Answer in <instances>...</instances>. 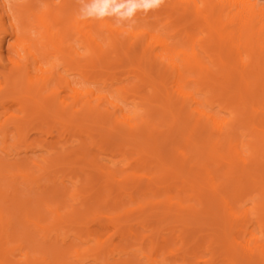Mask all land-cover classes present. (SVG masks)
Returning <instances> with one entry per match:
<instances>
[{"label": "bare ground", "instance_id": "6f19581e", "mask_svg": "<svg viewBox=\"0 0 264 264\" xmlns=\"http://www.w3.org/2000/svg\"><path fill=\"white\" fill-rule=\"evenodd\" d=\"M55 5L0 0L1 149L9 135L11 146L26 141L31 123H57L90 140L97 130L94 148L137 152L155 171L118 176L85 140L80 150L30 160L39 174L26 158H0V264H170L151 235L119 221L134 211L206 224L195 260L180 264H264V2L164 0L171 19L138 12L131 28L111 17L79 19L77 0ZM123 61L135 67L132 89L153 92L133 108L125 85L106 93L70 77L90 82ZM101 78L92 81L108 86ZM15 103L18 112L8 113ZM160 125L167 130L157 132ZM66 169L87 170L86 186L59 185ZM120 195L129 203L117 211ZM77 197L79 206L68 202ZM94 220L111 228L95 229ZM205 240L207 257L198 254Z\"/></svg>", "mask_w": 264, "mask_h": 264}, {"label": "rangeland", "instance_id": "374dc122", "mask_svg": "<svg viewBox=\"0 0 264 264\" xmlns=\"http://www.w3.org/2000/svg\"><path fill=\"white\" fill-rule=\"evenodd\" d=\"M25 0H17V2H23ZM31 2H37L41 3L44 2H51L52 4H56L55 6H60L62 4V0H29ZM42 9H45V6L42 7ZM159 12H162V14L157 15V18H161L162 22H165V20L168 21V16L165 12V9L161 5L158 8ZM152 17V16H151ZM174 17V16H172ZM155 18V17H154ZM171 19V18H169ZM5 49V48H4ZM6 53V52H4ZM156 64V63H155ZM157 65V64H156ZM158 66V65H157ZM135 67L129 65L126 63V61H123L115 67L111 69H106L102 71L103 74L101 75H94L90 78V82H83L80 79L78 75H70V77H76L75 80H79L81 83L80 85L89 86L93 89H98L101 92H106L109 89H112L113 87H116L118 85H125L127 88H129L128 92V98H127V106L129 108H133V101H140L139 96L141 94H147L148 96H153V92L149 90L148 88L141 89V92H136L137 90L132 89V85L137 83V77L134 76V70ZM99 69L98 67L94 68L93 70ZM103 70V69H101ZM108 72H115V76L113 74H110L107 76ZM103 76V77H102ZM99 79L102 80L106 78L108 82V86H105L102 82H93V79ZM110 85H113L111 87ZM132 89V90H131ZM63 94V93H62ZM20 105L18 103H15L11 106L8 113H17L19 110ZM218 109V108H215ZM223 115V114H222ZM51 125V124H50ZM117 126L121 128H125L123 125L117 124ZM166 127L164 125H160L158 127L157 132H165ZM93 139L95 142L99 140L98 131H93ZM24 134L26 136V141L20 142L16 146H11L10 144L14 143L16 140V137L13 135H9L7 139V147L8 150H2L1 144H0V158H4L6 160H14L15 158H23L25 160L29 161L30 168L35 170L36 174H39L40 171L36 166L33 165V163L30 160H35L38 162H41V157H51L54 156L57 152L64 150L74 152L81 149L82 146V140H85L86 142V149L92 152L97 153V157L100 160L101 163L105 164L108 168L114 170L118 176L125 175L127 172H131L133 170H137L138 172H147V171H155L154 160L147 161V166H143V161L141 159H138L139 154L137 152L135 153H127L126 157L124 158L122 155V151L117 149H109L106 146H102L101 148L93 147L92 141L90 139H87L85 136H80V134L73 133V131L69 127L60 126V124H54L53 127H43L41 125L31 123L24 131ZM10 145V146H9ZM125 151V150H124ZM84 171H78V175L70 173V170H61L57 172L58 176V184L60 185V180L65 179V183L69 186L70 189H73V185L77 184L79 188H82L86 186L85 181V172ZM96 176H100L101 180L104 176V172L102 170H96L93 171ZM142 179H133L130 182L133 183H139L143 182ZM42 186H52V181L48 180L47 178H43L41 180ZM85 189V188H83ZM84 191V190H83ZM85 192V191H84ZM87 193V192H86ZM85 193V194H86ZM83 194V195H85ZM122 198V202H124V205H122L120 208L117 209V211L121 210L125 205L129 203V199L127 196L120 195L118 199ZM80 197H77L74 200H69L68 202L71 204H75V206L80 205ZM195 202L196 201H191ZM190 203V202H189ZM198 207V206H197ZM179 213L181 211H178ZM143 214L145 212L141 211H134L130 214L129 220L124 222V218H120L119 221L122 222V224H132L133 228L136 231H139L141 234H148L151 235L150 239L153 238L156 243H158L159 249L157 250L158 258L165 257L167 259V262L170 264H180L184 258H186L188 261L193 262L195 259L191 258L192 251H197L196 247L197 244H199L200 239L203 235H207L210 233L209 228L204 223H197V224H190L187 226L184 222L178 221L173 223H168L166 221L160 222L157 220L156 216L150 215L146 216L144 219H142ZM118 221V222H119ZM106 220H94L89 223L93 228H99L102 227L100 224H105ZM142 222V224H140ZM144 225V227H142ZM109 228H111V225H108ZM156 228H158L157 231H154ZM103 229V228H102ZM104 230V229H103ZM107 230V229H105ZM104 230V231H105ZM182 231V233H181ZM72 231H69L68 233H71ZM116 236V235H115ZM114 236V237H115ZM194 236V238H192ZM62 239V238H60ZM115 241H118L119 238L115 237ZM146 239L144 241V248L147 251L149 248V240ZM75 241V240H74ZM141 240H132L131 243L136 244L140 242ZM61 242V240H60ZM76 242V241H75ZM206 240L202 244V246L199 248L200 252H198L201 256H209L210 252L206 248ZM184 244V245H183ZM163 246V248H162ZM161 247V248H160ZM169 248H172L174 250L173 253L169 252ZM142 262H144V259H141ZM90 263V262H88ZM198 264H203L202 262H199Z\"/></svg>", "mask_w": 264, "mask_h": 264}, {"label": "clouds", "instance_id": "9594fccd", "mask_svg": "<svg viewBox=\"0 0 264 264\" xmlns=\"http://www.w3.org/2000/svg\"><path fill=\"white\" fill-rule=\"evenodd\" d=\"M77 3L78 18L81 20L111 17L117 27L131 28L138 12L146 14L158 9L164 0H77Z\"/></svg>", "mask_w": 264, "mask_h": 264}]
</instances>
